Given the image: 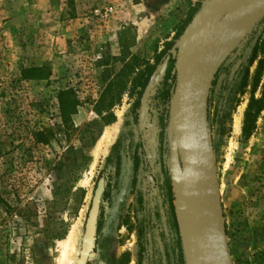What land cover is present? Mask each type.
Here are the masks:
<instances>
[{"label":"rangeland","instance_id":"1","mask_svg":"<svg viewBox=\"0 0 264 264\" xmlns=\"http://www.w3.org/2000/svg\"><path fill=\"white\" fill-rule=\"evenodd\" d=\"M208 1L0 0V264H60L71 232L78 264L98 193L84 264H139L141 231L143 263L158 264L167 233L158 185L164 166L171 179L176 143L174 163L184 168L178 45ZM240 1L212 32L209 61L257 0ZM257 11L208 67L209 141L229 264H264V109L245 131L256 65L241 86L251 57L246 39L264 5ZM165 50L156 72H145L147 86L135 88L143 62L154 64ZM102 98L114 104L105 108ZM62 106L73 108L66 118Z\"/></svg>","mask_w":264,"mask_h":264},{"label":"water","instance_id":"2","mask_svg":"<svg viewBox=\"0 0 264 264\" xmlns=\"http://www.w3.org/2000/svg\"><path fill=\"white\" fill-rule=\"evenodd\" d=\"M238 1L210 0L203 5L180 39L176 60V135L182 164L192 176L197 191L199 246L201 252L202 248L207 252V255L202 253L204 264H229L209 141L207 50L217 24ZM99 197L100 193L90 213V233L88 228L78 264H84L90 253L88 242L94 232ZM195 264H201L200 259Z\"/></svg>","mask_w":264,"mask_h":264},{"label":"trees","instance_id":"3","mask_svg":"<svg viewBox=\"0 0 264 264\" xmlns=\"http://www.w3.org/2000/svg\"><path fill=\"white\" fill-rule=\"evenodd\" d=\"M246 46L245 48H249L251 50L247 67L245 68V76L242 79L241 86L242 89H246L249 86L250 81V69L253 65H256L254 74L252 76V98L250 100L247 112H246V121H245V131H247L254 122V119L263 111L264 109V15L262 18L256 23L253 30L251 31L250 35L246 39ZM173 46L172 44L167 45V48ZM167 50L162 52L161 54L156 55L154 64H150L148 62H143L146 66L145 71H141L138 74V77L135 81V88H142L144 89L147 86L149 81V76L146 77L145 72H149V74L156 72L157 68L163 63V59L166 56ZM133 62L139 61L136 58H133ZM131 63H127L125 68L129 70ZM223 70V67L220 68V71ZM120 75L125 76L124 72L120 73ZM117 85V81H114L109 84L106 92H110L112 88ZM260 90V97L256 99L254 93ZM114 104V98L105 99L102 98L100 101V105L104 106L105 108H110ZM140 105V101L136 103L134 109L132 110V116L134 120H136V110ZM108 108V109H109ZM62 115L64 118L68 117L73 110L65 109L63 106L61 107ZM112 116H108L106 120H111ZM117 148V146H116ZM159 196H160V207L163 211L164 219H165V226L167 229V233L164 232L160 235L161 243H162V253H160V258L158 264H186L184 249L182 244V238L180 234L179 223L176 215L175 204H174V193L172 182L168 173L166 166L163 168L162 176L159 179ZM158 214V213H157ZM159 218L160 217V214ZM143 231L140 233V262L139 264H146L143 263L145 259V243L143 242Z\"/></svg>","mask_w":264,"mask_h":264},{"label":"bare ground","instance_id":"4","mask_svg":"<svg viewBox=\"0 0 264 264\" xmlns=\"http://www.w3.org/2000/svg\"><path fill=\"white\" fill-rule=\"evenodd\" d=\"M253 2H251L250 4L247 3L248 5H251L250 8L248 7V10H245L246 12L245 13L243 12L244 14L242 13L241 18L238 20V22L236 21L237 22L236 25H234L227 32L226 34L227 36L223 40V43L217 49L218 52H216L214 48L216 53L214 54L215 56L212 55V58H210L209 66L213 64V62H215L216 60L215 58L218 57V54L224 49V46H228L229 44H231V42L238 35H240L242 31H244L248 27L250 22L255 18L256 16L255 14L256 12H258L257 10L259 8H262V6L264 5V0H257L254 3ZM242 11H244V9ZM239 15L240 14H238V16ZM175 145L177 146V143L174 144V146ZM171 146L172 145H170V147ZM174 146L170 148L171 149L170 158H169L170 175H171L173 190L175 193V202H174L175 210H176V215H177L179 228H180V234H181L182 243H183L185 261H186V264H195V263H198L200 259L201 264H204L205 263L204 255H207V252L205 253L203 248L201 252L200 246H199L197 191L194 185L193 178L188 173V171L185 168H183V171H182L180 167L179 168L176 167L177 164L175 165L174 163L176 161L174 159L176 155L175 154L176 146L175 147ZM217 192H218V197H219L218 187H217ZM90 228L91 227L89 224V233H90ZM74 239H75L74 232H71L67 240H64V242L62 243V246L60 245L62 247L60 264H74L75 263L74 262L75 257H73L74 256L73 253L75 252ZM202 253L204 255H202Z\"/></svg>","mask_w":264,"mask_h":264}]
</instances>
